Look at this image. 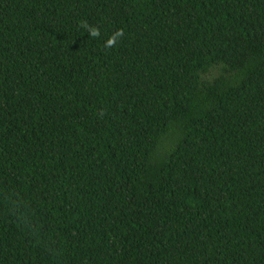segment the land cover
I'll return each mask as SVG.
<instances>
[{
  "label": "trees",
  "instance_id": "1",
  "mask_svg": "<svg viewBox=\"0 0 264 264\" xmlns=\"http://www.w3.org/2000/svg\"><path fill=\"white\" fill-rule=\"evenodd\" d=\"M0 264H264V0H0Z\"/></svg>",
  "mask_w": 264,
  "mask_h": 264
},
{
  "label": "clouds",
  "instance_id": "2",
  "mask_svg": "<svg viewBox=\"0 0 264 264\" xmlns=\"http://www.w3.org/2000/svg\"><path fill=\"white\" fill-rule=\"evenodd\" d=\"M82 26L87 30L88 34L92 38H98L100 36V31L95 26H90L87 22H82ZM124 36L123 30H116L105 42V48H113L118 43L119 39Z\"/></svg>",
  "mask_w": 264,
  "mask_h": 264
}]
</instances>
